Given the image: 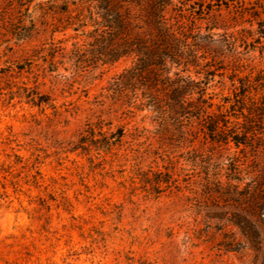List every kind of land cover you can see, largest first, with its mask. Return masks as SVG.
<instances>
[{
  "label": "rangeland",
  "instance_id": "rangeland-1",
  "mask_svg": "<svg viewBox=\"0 0 264 264\" xmlns=\"http://www.w3.org/2000/svg\"><path fill=\"white\" fill-rule=\"evenodd\" d=\"M132 1L131 28L146 4ZM172 3L196 50L179 75L201 82L207 112L228 121L213 140L197 119L145 105L144 88L120 75L132 58H92L86 5L0 0V264H264V235L255 251L218 188L235 178L264 188V117L248 111L264 95V0ZM241 79L246 98L229 108ZM250 120L263 132L248 146L224 143Z\"/></svg>",
  "mask_w": 264,
  "mask_h": 264
},
{
  "label": "trees",
  "instance_id": "trees-1",
  "mask_svg": "<svg viewBox=\"0 0 264 264\" xmlns=\"http://www.w3.org/2000/svg\"><path fill=\"white\" fill-rule=\"evenodd\" d=\"M30 1L18 0L20 5H26ZM78 1L86 5V11L93 23V29L86 33V36L96 45V48L89 51L92 58L100 61L101 65H110L122 58H132V67L124 69L120 75H131L132 82L144 88L141 95L148 108L160 114L166 112L175 119H197L211 140L218 136L217 129L220 125L224 128L228 127L225 115L221 113L222 119L219 120L211 117L207 112V109L212 107V103L209 102L210 97L206 87H201V82H194L189 75L185 77L179 75V72L188 71L189 65H193L192 61L187 60L188 58L186 60L183 58L184 54L191 52L189 57L196 58L193 53L196 50H191L187 43L189 36L183 32L181 23L169 13L168 8L172 11L179 10L172 0H146L145 17L139 18L141 24L132 23V28L129 9L123 6L126 0ZM132 3H134L133 6H142L140 0H134ZM84 17L80 14L78 21L81 19L84 21ZM30 23V26L25 28L27 34H24V37H27L33 29V24L31 21ZM260 26L264 27V22ZM80 27H85V24L81 23ZM260 30L264 33V29ZM226 37L228 39L225 44L235 51L237 37L232 34ZM243 39L246 40L245 37ZM91 42L90 46L93 45ZM243 42L246 43V41ZM180 66L183 67L182 70H179ZM262 78L263 76L258 74L254 80L255 85L262 87ZM246 81L243 79L239 81L238 92L234 93L236 98L233 104H229V108L236 107V104H241L246 98L250 87L248 80ZM248 111L253 112L257 118L264 117V95L257 103H253ZM258 124V120L251 121L243 128L241 135L228 129L230 133L226 131L224 134L226 135L224 143L232 141L236 148L248 146L249 134L255 136V131L263 132L262 126ZM121 135L122 130H118L117 136ZM105 143L108 145L110 139H107ZM255 148L257 149V146ZM235 180L237 181L235 185L218 186V188L227 190L226 202L232 203L233 207L240 212H234L229 221L257 251L261 246V236L264 235V188L262 184H253V181L240 187V180L238 178Z\"/></svg>",
  "mask_w": 264,
  "mask_h": 264
}]
</instances>
